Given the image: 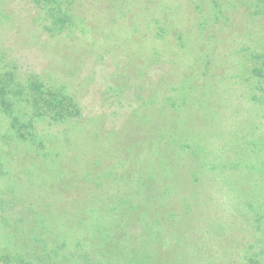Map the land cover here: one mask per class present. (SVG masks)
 Returning <instances> with one entry per match:
<instances>
[{
    "label": "rangeland",
    "instance_id": "obj_1",
    "mask_svg": "<svg viewBox=\"0 0 264 264\" xmlns=\"http://www.w3.org/2000/svg\"><path fill=\"white\" fill-rule=\"evenodd\" d=\"M0 264H264V0H0Z\"/></svg>",
    "mask_w": 264,
    "mask_h": 264
},
{
    "label": "trees",
    "instance_id": "obj_2",
    "mask_svg": "<svg viewBox=\"0 0 264 264\" xmlns=\"http://www.w3.org/2000/svg\"><path fill=\"white\" fill-rule=\"evenodd\" d=\"M46 103H48L47 101H45ZM59 111V110H58ZM57 111V112H58ZM41 113V112H40ZM58 115H60V114H58V113H56V114H54V113H52V114H49V115H47V116H49L52 120H56V121H58V119H60V120H62V119H66V115L64 116H62L61 118H58ZM68 116V115H67Z\"/></svg>",
    "mask_w": 264,
    "mask_h": 264
}]
</instances>
